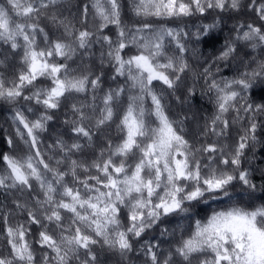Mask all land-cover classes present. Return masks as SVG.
Instances as JSON below:
<instances>
[{
  "label": "snow or ice",
  "instance_id": "obj_1",
  "mask_svg": "<svg viewBox=\"0 0 264 264\" xmlns=\"http://www.w3.org/2000/svg\"><path fill=\"white\" fill-rule=\"evenodd\" d=\"M59 3L60 0L0 2V43L7 46V51L0 53V68L9 66V57H18L20 64L11 81H6L0 72V99L9 103L22 100L44 109L35 120L28 119L25 110L14 109L16 136L27 151L22 156L0 152V189L27 191L34 203V207H29L19 200L13 202L17 209L26 212L27 227L24 223L11 225L9 213L0 218L6 241L0 251V264H37V255L27 239L32 225L41 229L35 243L50 250L43 253L40 264H97L98 256L93 251L97 245L126 257L134 250L132 238H141L165 217L187 213L186 204L228 197L229 188L237 182L251 190L249 195L257 189L249 170L241 165L245 149L257 139L255 117L264 114V103L249 102L247 96L257 81L264 85V60L253 58L256 67L251 70L245 64L239 76L219 82L213 79L209 84V91L216 93L217 112L211 123L205 125V136H226L230 125L226 114L230 111L236 113L231 123L246 118L241 112L250 121L234 151L227 153V145L217 143L194 148L182 134L184 129L178 127L182 121L169 117L163 96L154 87L156 82L174 91L189 69L184 58L188 51L184 38L188 33L183 28L147 22L126 27L121 22L119 0L85 3L81 23H87L91 7L93 16L100 20L98 31L116 26L113 40L86 27L76 29L55 13L48 16L47 10ZM244 6L241 0H132L131 5L134 15L158 19L204 15L210 10L238 12ZM246 7L257 14L261 23L238 25L233 42H227L215 60L233 56L237 52L235 41L264 52V3L249 0ZM41 17L63 27L64 36L72 39H51L39 23ZM212 27L204 25V33ZM93 43L107 45V51L100 52V60L104 63L107 59L112 66L111 79L125 80L124 84L103 91V106L99 108L95 93L102 90L103 74L94 78L91 73L73 75L75 69L67 63L81 50L83 56L92 55ZM126 49L135 51L125 54ZM56 57L65 62H54ZM204 73L211 75L209 68ZM39 78L47 79L50 85L36 87ZM29 88L31 92L26 95ZM89 90L94 93L92 103L71 104L74 119L65 120L76 139L69 144L57 138L49 145L60 154L53 166L49 160L54 157L46 160L39 148V134L53 119L49 111L59 109L67 96ZM125 95L127 103L118 116V106ZM149 98L151 107L146 108ZM26 111L32 113L34 108L27 107ZM117 118L116 129L121 134L118 143L108 140L107 147L101 148L90 164L72 158L92 145L93 129L99 131ZM80 139L86 140L87 145L80 143ZM7 144L15 148L11 138ZM197 153H206L207 163L196 159ZM130 158H135L133 163H129ZM61 165L66 166L65 170H61ZM93 169L96 175L81 178L78 174ZM69 176L71 183L66 179ZM122 210L126 211L127 226L121 220ZM166 233L167 229L161 231L162 236ZM159 248L158 243L149 241L141 245L146 264H193L194 260L197 264H264V204L214 211L206 220H196L191 233L181 236L166 254Z\"/></svg>",
  "mask_w": 264,
  "mask_h": 264
},
{
  "label": "trees",
  "instance_id": "obj_2",
  "mask_svg": "<svg viewBox=\"0 0 264 264\" xmlns=\"http://www.w3.org/2000/svg\"><path fill=\"white\" fill-rule=\"evenodd\" d=\"M3 2V0H0ZM92 0H60V3L55 7L47 10V15L51 16L56 14L61 18H66V21L71 22L76 29L87 28L89 31L96 33L99 36H110L113 40L116 39V26L109 25L108 28L102 32L98 31L100 20L93 16V9L89 7V14L87 23H81V9L82 6L87 3L91 5ZM121 5V22L126 27L133 25H139L142 23H151L154 25L165 24L169 27L183 28L188 33L184 38V43L188 51L184 53V58L189 64V69L182 74L181 80L176 86L175 90L167 89L160 83L154 82L156 91L163 96V102L165 104V110L169 117L175 121H182L181 125L184 129L183 135L185 139L189 141L194 148H198L201 145L209 143H217L219 146L227 145L226 152L231 153L234 151L235 145L241 135L244 134L243 129L249 125L247 115L241 112V116L246 118L236 123H231L235 117V112H229L226 114V119L230 121V125L227 129V135L217 137L212 134L204 135L205 125L210 124L212 118L216 115L217 108L215 103L216 93L215 91H209V84L214 79L220 81L224 78L232 79L239 76L241 72L245 70V64L251 68L256 67L252 63L253 58L256 60H264V52L260 49L253 50L250 46L246 45L243 41H235L237 46V52L229 57L227 60H215V57L224 49L227 42H233V38L236 35L237 26L240 24L253 23L259 25L258 16L251 8L246 7L249 0H241L242 5L240 11H233L227 9L224 11L210 10L204 15L196 14L191 17H185L180 19H158L154 17L144 18L134 15L132 11V0H119ZM258 3H264V0H257ZM41 27L49 34L50 38L55 40L58 38H64L71 40L72 37L64 36V29L61 26L54 25L47 18L41 17L39 21ZM204 25H214L207 33H204ZM246 30V29H245ZM197 33H201L197 37ZM38 42L43 47L41 37L38 36ZM7 51V46L0 43V53ZM107 51V45L101 43H93L90 52L92 55L83 56L82 50L78 51L76 56L72 60L67 61L71 69H75L73 75H81L84 73H91L93 78L97 75H102V90H98L95 95L97 97L95 103L97 108L102 107L100 97L103 95V91L109 88H116L125 83L123 77L117 79H111L113 75V68L105 59L104 63H101L100 52ZM134 49H126L125 54H133ZM2 58V57H0ZM11 63L6 68H0V72H3L5 80L11 81L15 79L16 73L20 68L19 58L12 59L9 57ZM57 63H64L63 58L56 57ZM209 68L211 75H206L204 69ZM50 85V81L44 78H39L36 82V87H47ZM191 90V91H189ZM31 89H26L25 94H29ZM93 92L89 90L85 93H73L67 98L63 99L60 108L57 110H50L49 114L53 116L51 121H48L46 130L39 134L41 143L39 148L44 154V158L49 160V157L54 159L49 160L53 166H55V159L59 158L60 154L55 149H50L49 145L55 143L57 138H63L67 143L71 144L76 137L71 133L70 124H66L65 120H72L74 116L70 110L71 104H91ZM249 102L252 103H264V85L257 81L253 89L247 93ZM121 104L118 106V116L122 112L123 107L127 103V96L121 98ZM240 103H243L241 101ZM27 107H33L34 112L29 113L26 111ZM145 107H151L150 98L146 99ZM20 108L25 110V115L30 120H35L37 116L44 111L41 106L34 104H27L24 101L18 103H9L3 99H0V152H9L11 154L22 156L26 153L27 148L16 136V127L12 117L14 115V109ZM98 115V111H97ZM258 124L256 130V142L251 143L250 147L245 149L244 156L242 158V168L248 169L251 174L252 182L257 185V189L249 195L251 190L245 189L240 183H234L229 188L230 196L219 199H208L206 202L186 204L189 208L187 213H177L170 217L162 219L157 226L146 231L145 234L139 239L132 238L133 252L127 254L126 257H122L119 252L109 250L106 247L99 245L95 246L93 251L97 253V264H146V257L143 255L141 245L145 241L151 243H158L159 251L164 254L174 246L181 238V236H188L194 226L196 220H206L208 216L214 211L226 210L233 206L240 207H254L256 205L264 204V114H258L255 117ZM102 127L99 131L93 129L94 135L92 138V145L86 146L81 152L75 153L72 158L85 163L90 164L97 158L101 148L107 147V141L111 140L113 143H118L120 133L116 129V123ZM91 123H94L92 121ZM22 127V126H20ZM219 130V128H218ZM11 138L15 143V148L8 146L7 140ZM82 144L87 145V141L80 139ZM206 153H197L196 159H199L201 163H207L205 159ZM135 158H130L129 163H133ZM118 162V161H117ZM61 170H65L66 166L61 165ZM3 168V164L0 163V169ZM81 178L84 175H96V171L93 169L90 173H78ZM69 183H71V177H66ZM35 193H33L34 195ZM19 200L21 204L27 203L29 207H34L31 196L27 191L21 193L16 189L4 190L0 189V218L5 213H9V223L15 226L18 223H24L27 227V215L26 212L17 209L14 205V201ZM121 220L127 226L126 211L122 210ZM4 224L0 219V251L5 248V238L3 235ZM167 229L165 235H161V231ZM38 225L31 226V234L27 239L32 243L33 251L37 255V264H40V258L47 249H42L35 243L38 239L40 231ZM53 234H55L53 230ZM7 254L6 252L4 253ZM193 264H197L194 260Z\"/></svg>",
  "mask_w": 264,
  "mask_h": 264
}]
</instances>
